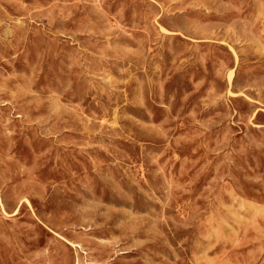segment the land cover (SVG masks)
<instances>
[{"label": "rangeland", "instance_id": "374dc122", "mask_svg": "<svg viewBox=\"0 0 264 264\" xmlns=\"http://www.w3.org/2000/svg\"><path fill=\"white\" fill-rule=\"evenodd\" d=\"M0 264H264V0H0Z\"/></svg>", "mask_w": 264, "mask_h": 264}]
</instances>
